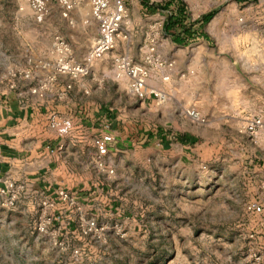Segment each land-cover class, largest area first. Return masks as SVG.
<instances>
[{
    "label": "rangeland",
    "instance_id": "1",
    "mask_svg": "<svg viewBox=\"0 0 264 264\" xmlns=\"http://www.w3.org/2000/svg\"><path fill=\"white\" fill-rule=\"evenodd\" d=\"M45 1L46 12L35 15L28 10L26 0H0L1 70L22 68L27 58L50 60L51 41L64 31L75 35L80 30L92 33L94 22L90 18L89 23L66 21L63 25L61 21L70 14L89 17V0H76L68 12L56 0ZM178 1L185 5L190 18L207 12L264 15V0ZM124 3L127 17L113 49L86 76L101 84L113 76L114 58L123 57L130 65L141 63L140 48L148 27L166 15V11L147 13L138 0ZM161 34L159 39L165 38L162 27ZM208 42L214 46L216 38H209ZM92 98L97 104L112 108L115 115L119 113L127 135L133 138L125 154L114 161L107 173L90 174L87 180L81 179L78 187L90 194L83 195L87 206L92 204L96 190L102 188L104 204L116 208L121 215L116 222L118 229L106 232L100 240L82 236L77 229L78 217L90 218V211L81 212L74 219L72 233L60 231V249L34 233L39 196L21 190L12 208L0 207V264H242L247 248L264 254V217L257 218L243 209L246 202H255L264 209V125L251 135L242 130L250 118L239 125L230 120L227 124H211L196 101L183 106L194 109L204 119L200 125L171 112L157 117L151 109H138L136 99L130 95ZM167 100L166 96L158 105L169 109L171 102ZM158 127L169 138L187 132L195 142L185 149L176 145L163 150L151 141L141 145V135ZM260 131L263 136L257 141ZM96 208L100 212L108 210ZM54 217L55 224L62 227L61 219L56 214ZM248 234L253 235L251 240ZM74 249L76 257L71 255Z\"/></svg>",
    "mask_w": 264,
    "mask_h": 264
},
{
    "label": "crops",
    "instance_id": "2",
    "mask_svg": "<svg viewBox=\"0 0 264 264\" xmlns=\"http://www.w3.org/2000/svg\"><path fill=\"white\" fill-rule=\"evenodd\" d=\"M68 17L61 20L63 25L66 21L89 23L88 15L70 14ZM202 31L206 39L195 38L182 45L174 44L170 36L157 39L156 55L163 61L172 62V69L150 70L145 85L167 96L171 106L168 109L165 105H156L149 96L135 100L138 109H151L157 117L166 112L184 117L182 110L186 107L183 105L196 101L204 110L202 115L215 125L227 124L228 120L233 125H239L264 112V15L218 12L203 26ZM95 36L93 23L91 34L84 30H80L79 35L64 31L61 37L70 45L74 59L79 61ZM213 37L216 43L211 46L208 40ZM142 54L141 47L140 62ZM5 71L6 68H0L1 74ZM164 74L168 76L165 82L161 81ZM43 77L38 72L31 80L7 78L0 85V185L7 179L19 184L23 192L31 191L54 200L55 214L61 219L63 234L74 231L77 213L72 206L57 200L55 192L59 189L68 194L80 213L90 211L88 216L99 223L119 222V211L104 204L102 188L96 190L95 198L90 200H93L92 204L87 206L83 203V195L88 197L90 194L83 192L84 187H78L81 179L87 180L90 174L107 173L133 140L127 135V126L120 120L119 113L115 115L112 108L101 106L92 98L129 96L123 83L126 79L112 76L101 84L95 78L83 77L71 81L59 77L41 96L30 93ZM66 84L71 86L66 97L57 99V93L63 91ZM54 117L70 120L71 128L65 135L57 136L50 127ZM103 134L110 135L111 141L107 144V154L103 158L105 171L102 172L95 165L93 139ZM181 135L193 137L181 132L169 138L158 127L141 135L140 142L141 145L148 141L151 144L157 142L163 150L176 145L185 149L191 144L179 143L177 137ZM261 136L263 133H258L257 141ZM100 206L108 207V210L100 212L96 208ZM96 210L98 213H91ZM100 216L105 220L97 219ZM260 217H264V209L257 216Z\"/></svg>",
    "mask_w": 264,
    "mask_h": 264
},
{
    "label": "built area",
    "instance_id": "3",
    "mask_svg": "<svg viewBox=\"0 0 264 264\" xmlns=\"http://www.w3.org/2000/svg\"><path fill=\"white\" fill-rule=\"evenodd\" d=\"M58 6L64 11H70L77 3L76 0H56ZM28 10L35 15L46 12L45 0H26ZM127 17L124 0H89V18L96 26V36L89 44L87 51L82 58L77 61L74 59L70 45L60 36L53 37L50 44L51 59L48 61L40 58H27L22 68L6 70L0 73V85L7 78L20 77L25 80H31L34 73H42L43 79L38 85L31 89L30 93L41 96L49 89L59 77H65L71 81L86 77L91 68L113 49L115 38L118 36L120 27ZM163 20H157L148 27L142 44V60L140 64H132L123 57H116L112 64V75L114 78H126V91L136 100H143L146 97H152L158 105L166 100V96L145 85L150 70L167 71L172 69V62L161 60L156 55V41L162 35L161 27ZM168 80L167 75L161 76V81ZM11 87V85H10ZM70 84L64 86V90L57 93V99L66 97V92L70 90ZM187 110L186 119L195 124H203L204 119L192 108ZM264 125V113L254 116L246 121L242 127L243 131L253 135ZM50 127L57 136L65 135L71 128L69 119L54 117L50 121ZM111 141L108 134L99 135L93 139L95 151V165L99 171H105L103 158L107 154V144ZM110 173V171H109ZM264 190V185H261ZM22 190L19 184L4 179L0 185V207L12 208ZM56 198L60 203L72 206L79 215L80 211L75 204L71 202L68 194L59 189L55 192ZM245 213L251 215H261L263 207L255 202H246L243 204ZM56 204L55 201L46 195H39L36 204L35 219L33 223L34 233L41 238H46L60 249L63 248V242L60 237L62 227L55 224ZM119 225L115 222L111 225L97 222L93 218L78 217L77 229L80 235L89 236L92 239L100 240L106 232H114ZM247 238L251 240L252 234ZM71 255L76 257L77 250L71 251ZM242 264H264V254L247 248L242 258Z\"/></svg>",
    "mask_w": 264,
    "mask_h": 264
},
{
    "label": "trees",
    "instance_id": "4",
    "mask_svg": "<svg viewBox=\"0 0 264 264\" xmlns=\"http://www.w3.org/2000/svg\"><path fill=\"white\" fill-rule=\"evenodd\" d=\"M138 1L149 14L166 11L162 22V32L165 36H170L174 44L182 45L195 38L206 39L202 28L214 15L213 12L201 14L198 18L191 20L186 12L185 5L181 1L167 0L159 3H149L147 0ZM177 141L181 144H193L195 138L181 135L177 137Z\"/></svg>",
    "mask_w": 264,
    "mask_h": 264
},
{
    "label": "bare ground",
    "instance_id": "5",
    "mask_svg": "<svg viewBox=\"0 0 264 264\" xmlns=\"http://www.w3.org/2000/svg\"><path fill=\"white\" fill-rule=\"evenodd\" d=\"M183 114H184L185 116H187V110H186V109H184Z\"/></svg>",
    "mask_w": 264,
    "mask_h": 264
}]
</instances>
